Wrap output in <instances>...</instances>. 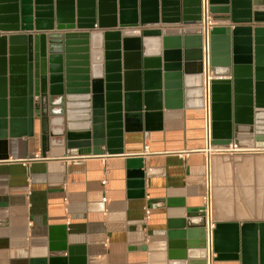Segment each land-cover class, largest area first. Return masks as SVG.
I'll list each match as a JSON object with an SVG mask.
<instances>
[{"label":"water","instance_id":"water-1","mask_svg":"<svg viewBox=\"0 0 264 264\" xmlns=\"http://www.w3.org/2000/svg\"><path fill=\"white\" fill-rule=\"evenodd\" d=\"M210 4L233 24L210 32L211 144H231L233 108L243 105L253 109L256 140L264 143V27L237 26L264 23V11L253 0ZM200 21L201 0H0V160L9 157V139L38 131L42 157L50 147L119 154L124 132L151 113L203 108ZM132 173L142 185L144 172ZM200 216L172 237L190 239L198 225L196 259L207 264L203 208ZM213 252L215 262L264 264V223L216 224Z\"/></svg>","mask_w":264,"mask_h":264},{"label":"crops","instance_id":"crops-1","mask_svg":"<svg viewBox=\"0 0 264 264\" xmlns=\"http://www.w3.org/2000/svg\"><path fill=\"white\" fill-rule=\"evenodd\" d=\"M253 3L264 11V0ZM227 19L215 15L216 25L232 28ZM250 25L264 27L237 26ZM234 108L227 147L207 143L203 108L151 113L124 132L119 154L50 147L42 157L40 131L9 139V157L0 160V264H201L198 225L190 239L172 236L201 218L207 160L216 224L264 223V143L256 140L253 109Z\"/></svg>","mask_w":264,"mask_h":264},{"label":"built area","instance_id":"built-area-1","mask_svg":"<svg viewBox=\"0 0 264 264\" xmlns=\"http://www.w3.org/2000/svg\"><path fill=\"white\" fill-rule=\"evenodd\" d=\"M215 15L211 12L210 0H201V21L199 27L202 29V65H203V112L205 139L211 145L212 141V83L216 78L215 69L212 65V48L210 32L216 26ZM203 210L205 214V230L207 237V264H216V255L213 252V232L215 229V196L213 187L212 166L207 160L204 175Z\"/></svg>","mask_w":264,"mask_h":264}]
</instances>
